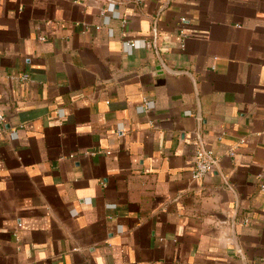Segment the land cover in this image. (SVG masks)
<instances>
[{
  "label": "crops",
  "instance_id": "0c3cea01",
  "mask_svg": "<svg viewBox=\"0 0 264 264\" xmlns=\"http://www.w3.org/2000/svg\"><path fill=\"white\" fill-rule=\"evenodd\" d=\"M262 186L264 0H0V264H264Z\"/></svg>",
  "mask_w": 264,
  "mask_h": 264
},
{
  "label": "built area",
  "instance_id": "2783aa9c",
  "mask_svg": "<svg viewBox=\"0 0 264 264\" xmlns=\"http://www.w3.org/2000/svg\"><path fill=\"white\" fill-rule=\"evenodd\" d=\"M186 19L182 18L181 22L184 23ZM180 35L182 38H185L186 32L185 29L182 28L180 30ZM147 43H143L142 46L139 45L138 41H131L124 43V49L126 52L130 53L135 49L146 47ZM14 79H19L21 81H30V76L28 74H23L14 77ZM154 104L152 102H149L145 100L142 105L138 107V111L141 113L146 112L147 110L153 109ZM17 137V133H13V138ZM234 153H231V156H233ZM217 160L215 158V154L213 150L206 149V148H199L195 155V163L194 168L192 171V179L195 181L202 180L206 175L210 174L216 167ZM264 188V186H262ZM22 224H18L17 231L15 233V236L18 238V232L21 229Z\"/></svg>",
  "mask_w": 264,
  "mask_h": 264
}]
</instances>
